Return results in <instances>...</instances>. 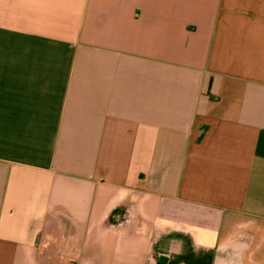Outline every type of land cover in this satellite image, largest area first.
<instances>
[{
    "label": "crops",
    "instance_id": "obj_1",
    "mask_svg": "<svg viewBox=\"0 0 264 264\" xmlns=\"http://www.w3.org/2000/svg\"><path fill=\"white\" fill-rule=\"evenodd\" d=\"M0 264H264V0H0Z\"/></svg>",
    "mask_w": 264,
    "mask_h": 264
}]
</instances>
